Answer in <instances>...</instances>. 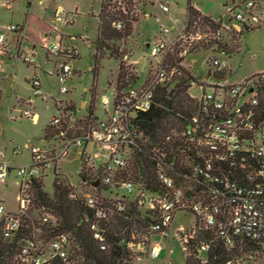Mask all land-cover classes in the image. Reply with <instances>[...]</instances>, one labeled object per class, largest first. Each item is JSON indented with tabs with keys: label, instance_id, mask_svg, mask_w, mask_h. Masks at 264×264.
I'll list each match as a JSON object with an SVG mask.
<instances>
[{
	"label": "built area",
	"instance_id": "built-area-1",
	"mask_svg": "<svg viewBox=\"0 0 264 264\" xmlns=\"http://www.w3.org/2000/svg\"><path fill=\"white\" fill-rule=\"evenodd\" d=\"M113 1H118L122 8H125V0ZM160 7L164 12L170 13L168 5L161 3ZM255 7V0L244 1L231 19L237 22L240 29L242 25L253 28V22L257 21L254 15ZM55 18L57 21L73 23V17L65 12H57ZM117 26L122 28V23L118 22ZM5 29L7 34L0 32V58L3 59L11 56L8 34L14 33L18 39L23 36V30L17 25L12 24ZM163 32L169 33V30L164 29ZM218 36L220 32L215 34V37ZM55 38L53 45L50 47L47 44L46 49L49 55L56 59L55 74L60 83V97L54 100L60 115L55 116L51 122L53 127L60 129L70 111V104L65 103L63 96L70 91L68 83L75 74L73 61L79 54L75 47L63 45V37L57 34ZM208 38L209 34H204L197 39ZM45 41L49 43V37L45 38ZM174 42H161L155 50V54L162 56L158 68L150 72L144 82L125 90L117 102L114 99L111 111L106 104L105 117L88 125L81 134L71 135L70 129L67 128L55 136L60 139L61 144L49 146L45 140L43 147H32V161L25 165H9L1 158L0 151V179L5 180L13 170L20 186L18 212H7L5 207L0 205V218H6V238L15 235L22 225L21 217L28 215L33 207L34 183L43 181L49 170H53L55 176L60 175L59 162L68 156L71 146L83 147L92 143L105 154L97 152L91 155L83 150L80 159L85 163V171L90 170L97 175L91 177V181L80 178L77 184L67 176L72 187L69 199L82 201L93 213L91 229L94 231V237L101 241V249L106 250L100 223L107 220L110 212L103 198H109L112 194L103 186H113L112 179L115 175L129 165L132 147H136L145 137V133L136 125V118L152 108L156 89L171 82L174 71L167 70L163 59L174 47ZM124 60L128 61L129 56L125 55ZM26 61L32 63L31 58ZM208 65V74L202 76L206 79L215 77L217 82L201 84L200 97L191 94L199 101V113L192 118L191 123L181 130H173L166 137V142L169 143L168 151L152 152L151 161L155 168L157 189H147L144 182L136 184L132 180H125L119 184V188L127 195L117 198L137 201L144 211H151L154 216H160L161 223L153 225L152 231L164 236L170 231L178 213L194 214L196 220L190 227L178 228L186 254L190 253L186 244L191 240L200 239L197 238L200 229L216 228L228 248L235 247L238 241H249L259 246L247 251L245 259H231L227 264H263L264 72L229 84V76L233 70L227 58L214 55L208 59ZM32 85L33 98L26 102L29 107L37 98L47 99V95L40 88L38 78H33ZM209 87L214 88V91L209 92ZM33 116V112L28 109L21 114L22 118ZM94 158L102 159L101 164L91 163ZM97 182L98 185L95 186ZM125 207L124 203L118 205L120 211ZM36 219H39L40 225L35 228L36 234L33 237L24 239L18 256L19 262L51 264L54 259L60 258L65 264H75L71 260L70 235L62 233L51 240L37 239L45 233L39 227L42 224L58 226L59 220L54 212L44 207L42 216ZM130 246L139 253L145 254L147 251L148 259L157 258L161 254L158 244L149 249H145L144 244H139L137 248L135 244ZM208 249L207 243H201V254Z\"/></svg>",
	"mask_w": 264,
	"mask_h": 264
},
{
	"label": "rangeland",
	"instance_id": "rangeland-1",
	"mask_svg": "<svg viewBox=\"0 0 264 264\" xmlns=\"http://www.w3.org/2000/svg\"><path fill=\"white\" fill-rule=\"evenodd\" d=\"M102 1L10 0L14 6L12 10L6 7L0 8L1 33L7 34L5 28L12 24L27 27L18 47L12 42L14 33L8 34L11 56L4 58V62L0 58V89H2V94L0 93V99L2 97L0 100V151L1 158L5 159L9 165L29 164L32 161L31 148L44 146L46 126L55 116L60 115L54 100L60 97V83L55 74L56 59L51 57L46 49L47 44L50 47L53 45L57 34L63 37L64 46L75 47L79 54L73 61L75 74L68 83L70 91L63 96L65 103L70 104L69 108L73 107V110L69 109L67 118H64L71 135H79L88 127L87 117L94 86L97 87L96 120L105 117L106 104L110 111L112 110L122 61L140 77V83L148 78L150 72L158 68L162 56L155 54V50L161 42L170 44L183 34L189 3L204 14L223 20L224 42L227 44L228 53L202 50L184 58L183 67L196 78L190 90L193 96H201V84L217 82L215 77L206 79L202 76L208 74V59L214 55L229 60L233 70L229 76V84L238 83L264 72V0H255L254 15L257 21L253 22V30H244L242 34L238 32L241 29H236L234 26L237 22L231 18L238 6L247 0H135L136 12L140 20L135 26L133 36L115 43V48L119 50V57H112L107 53L98 66L96 76L94 42L98 34V15ZM161 3L170 7V13L161 9ZM56 12L69 14L73 17V23L57 21ZM164 29H168L169 33H164ZM45 30L51 33L49 43L43 40ZM123 55H128L129 60L124 61ZM28 58H31L32 63L26 61ZM33 78L39 79L40 88L47 95V99L37 98L29 107L26 102L33 98ZM208 91L213 92L214 88L209 87ZM82 102H87L86 108L81 106ZM25 109L31 110L34 116L22 118L21 114ZM46 141L49 146L61 144L57 137L48 138ZM83 150L91 155L97 152L101 155L105 154L92 143L83 147L71 146L68 156L59 162L61 177L69 176L72 182L79 183V173L85 165L80 159V153ZM15 151L20 153L16 154ZM101 161L102 159L94 158L91 163L100 165ZM91 173L89 177L93 178L97 175L96 172ZM54 180V171L49 170L47 177L43 180L44 189L49 194H53ZM17 181V174L13 170L5 180L0 179V205L2 204L7 212L14 213L20 209V186ZM118 193L120 197L127 195L123 190H119ZM106 195L109 196V193ZM195 220L196 217L192 213H178L166 236L160 233L151 236L149 248L158 244L161 248L160 256L148 259L146 251L145 254L138 256L133 264H164L166 262L185 264L187 254L178 228L181 226L188 228ZM262 261L260 260L264 264V258Z\"/></svg>",
	"mask_w": 264,
	"mask_h": 264
},
{
	"label": "trees",
	"instance_id": "trees-1",
	"mask_svg": "<svg viewBox=\"0 0 264 264\" xmlns=\"http://www.w3.org/2000/svg\"><path fill=\"white\" fill-rule=\"evenodd\" d=\"M123 3L124 9L118 1H102L98 15V34L94 42L96 76L98 66L107 53L112 57H119V50L115 48V43L132 37L135 26L140 20L136 12V1L125 0ZM118 22L122 23V28H118ZM224 30L222 19L217 20L207 16L189 3L184 32L163 59L167 70L174 71L172 80L156 89L152 108L137 116L136 125L145 133V137L136 147H132L133 152L128 167L119 170L115 175L112 179L113 186H103L112 194L109 198H103L110 212L107 220L100 223L106 250L101 249L102 243L94 237V231L91 229L93 213L82 201L69 199L72 189L69 178L56 175L53 194L45 191L43 181L34 183L33 207L28 215L21 217L22 225L13 237H5L6 218H0V264H22L18 256L24 239L36 234L35 228L40 225L36 217L42 216L44 207L53 211L59 222L58 226L51 224L39 226L45 233L37 239L51 240L62 233L70 235L72 237L71 260L75 264H133L143 253L135 251L131 244H135V248L139 244H144L145 249H149L151 236L156 234L152 231V226L161 223L162 220L160 216H154L153 212L144 211L137 201L128 198L118 199L116 195H120L119 184L125 180H132L136 184L144 182L149 190L157 189L155 168L151 161L152 152L168 151L169 143L166 142V137L173 130H181L191 123L192 118L200 111L199 101L190 92L196 78L183 67V60L187 55L202 50L227 53ZM244 30H253V28L242 25L238 32L242 34ZM217 32H220V36L215 37ZM204 34H209V38L197 39ZM182 53L185 54L181 55ZM118 75L114 95L116 102L125 90L140 81V77L123 61ZM96 98L97 87L94 86L87 117L88 125L96 120ZM70 109L73 110V107ZM67 128L66 121L62 122L60 129L53 127L51 122L45 128L44 139L55 137ZM84 169L85 165L79 173L80 178L91 181L89 175L92 171ZM99 193L101 194L102 191L100 190ZM119 203L126 205L123 211L119 210ZM197 238L200 239L191 240L186 244L190 253L187 254L185 264H227L231 259H245L247 251L259 248L257 244L249 241H238L235 247L228 248L216 228L200 229ZM201 243L209 245V249L204 254L199 251ZM51 264L65 263L62 259L56 258Z\"/></svg>",
	"mask_w": 264,
	"mask_h": 264
},
{
	"label": "crops",
	"instance_id": "crops-1",
	"mask_svg": "<svg viewBox=\"0 0 264 264\" xmlns=\"http://www.w3.org/2000/svg\"><path fill=\"white\" fill-rule=\"evenodd\" d=\"M9 1V2H8ZM9 6L11 7V8H9ZM1 7H6L7 9H10V10H12L13 9V3L12 2H10V0H0V8ZM202 12V11H201ZM57 13V12H56ZM56 13H55V15H56ZM203 13V12H202ZM204 14V13H203ZM206 15V14H205ZM208 16V15H207ZM211 17V16H210ZM235 28L236 29H240V27H239V25L236 23L235 25ZM21 29L23 30V35L25 34V32H26V30H27V27L25 26V25H22L21 26ZM53 32V31H52ZM50 31L49 30H45L44 31V35H43V40L45 41V38H47V37H49L50 36ZM24 36H22V37H20V39H18V37H17V35L16 34H14V37H13V39H12V42L14 43V45L16 46V47H18V45L21 43V39L23 38ZM46 42V41H45ZM1 60H2V62H4V59L3 58H1ZM1 94H2V89H1ZM1 99H2V97H1ZM0 99V100H1ZM73 104V103H72ZM74 105V104H73ZM81 106L82 107H87V102H82L81 103ZM95 115H96V113H95ZM97 116V115H96ZM44 141L46 140V139H43Z\"/></svg>",
	"mask_w": 264,
	"mask_h": 264
},
{
	"label": "water",
	"instance_id": "water-1",
	"mask_svg": "<svg viewBox=\"0 0 264 264\" xmlns=\"http://www.w3.org/2000/svg\"><path fill=\"white\" fill-rule=\"evenodd\" d=\"M98 185V182L97 183H95V186H97Z\"/></svg>",
	"mask_w": 264,
	"mask_h": 264
}]
</instances>
